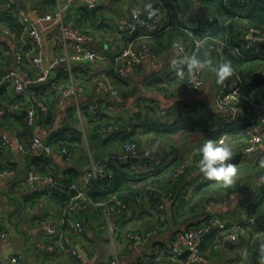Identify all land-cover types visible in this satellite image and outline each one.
<instances>
[{
  "label": "built area",
  "instance_id": "obj_1",
  "mask_svg": "<svg viewBox=\"0 0 264 264\" xmlns=\"http://www.w3.org/2000/svg\"><path fill=\"white\" fill-rule=\"evenodd\" d=\"M77 9L80 13L81 8L86 6H96L102 0H75ZM171 0H156L155 5L158 11L152 15L147 16L143 14L135 6L129 8L127 18L116 33H132L140 27H146L151 30L163 28V16L167 7V3ZM230 1V0H227ZM239 4H244V0H233ZM57 9L53 11L42 12L39 7H34L31 16L30 11L26 9L19 0H0V9L8 10L14 13L20 24L23 27L19 34L12 27L7 24H0V38L8 37L15 41L20 52L17 54L16 66L17 69H9L0 72V88L8 87L20 96V100H9L0 104V120H5L18 114H25L29 126L35 129V134L32 136L31 148L39 151L43 156H51L55 151L54 144L48 139L49 134L54 130V126L45 125L37 122L38 113L48 114L51 110L49 98L54 96L55 106L53 113L55 116V124H57L60 117L61 107L64 105L66 98L74 97L75 107L77 112L82 116L84 108L93 114L97 115L99 111L105 110L112 116H117L123 109L124 103L121 101V91L113 83L110 77L103 76L99 78L91 87L96 93H105L114 98L104 108L99 103H92L89 106L82 103L80 100L87 92V87L82 84H77L73 80L58 81L53 79V72L58 64L70 63L71 61H90L94 62L103 58L105 55L98 50L88 46L87 39L89 36L80 28L74 25L66 18V11L69 9L71 0H57ZM202 0H194L195 5L202 9ZM238 15V14H237ZM199 15H184L185 31L193 35L192 31L198 27ZM59 26L61 32L64 52L54 58H45L42 52L43 43L46 34L54 27ZM168 28V27H167ZM165 30V29H164ZM150 35H142L132 40L123 50L114 56V60L118 64L117 72L121 77L127 78L129 76L128 67H134L143 64L147 59L157 60L159 53H157L151 45ZM237 37L241 45H231L227 40H217L218 51L216 53V62L226 60L225 48L231 46L237 50L244 58H250L258 55L264 58V27L251 23L248 19L241 17L240 24L237 29ZM194 38L188 43L177 42L178 57L177 60L185 56L195 54L204 57L202 48L205 46L207 39ZM214 39V38H213ZM0 49L5 57L11 54V50L0 45ZM28 62L37 70L35 76L23 70V65ZM2 63V62H0ZM188 75V82L178 86L179 92L187 94L201 89L205 84L204 72L205 70L190 69L187 64H183ZM252 75L257 78H264V66L254 69ZM155 113L158 118L164 122H172L177 117L179 109L168 107L160 102L154 105ZM215 107L216 113L208 117L212 125L219 124H233L236 123L240 128L235 131H228L219 136L216 140L227 143V138L234 133H238L244 140L242 152L249 157H241L240 169L252 170L255 167L264 166V148L258 150V146L264 143V105L255 98L246 97L242 93V76L235 70L233 76L229 77L223 84H220L215 92ZM113 125L104 127V131H111ZM19 148H25L21 142L20 137L16 134L13 138L3 135L1 138V146L3 148L12 149L15 145ZM199 145L191 148L185 157L181 160L179 165L173 172V178L179 180L183 174L194 164L198 154ZM63 154L67 158L75 157L73 151L67 146L62 147ZM140 145L128 140L124 142L120 148L107 153L103 157V161H95L85 172L83 182L73 181L66 187L59 178L50 175H41L36 170V165L29 171L28 178L32 181L42 183L47 188V195H51L52 189H60L70 192L75 191L72 201L68 206L63 208V211L58 215V218L46 217L44 219V226L46 235L52 238L48 243V251L51 254H65L76 258L80 264H88V248L82 241L85 232V223L78 215L80 210H85L92 202L86 190V186L93 178L112 177L113 172L107 168L106 164L111 161L127 162L129 156H138L141 152ZM131 152V154L129 153ZM200 156V155H199ZM239 162V161H238ZM164 163L163 156H155L151 158L141 159L135 164V168L139 171H146L148 168L160 166ZM236 164V165H237ZM11 169H0V185L3 178L12 174ZM264 176L261 173L252 178L251 184L255 186L260 177ZM209 178L205 177L203 173H199L197 182H195L188 190L187 196L192 195L194 186L198 183L204 182ZM254 180V181H253ZM263 189L260 194L255 197L252 202L260 201L264 203V184L258 183ZM156 187H148L154 190ZM160 191L155 210L158 212V221L165 222L167 218L166 206L170 198L171 191L169 187L167 191L156 188ZM236 193L222 192L216 196L208 198L202 208L204 218L199 223L190 225L188 227H179L174 232L168 242V252L170 259L175 262L179 261V257L186 254L187 257L184 264H208L210 253L218 251L227 241H233L236 246L232 251L230 264H244L248 259L251 248L256 244L255 236L242 239V235H246L245 224H255L256 218L252 215L250 208H246L238 219H225L219 214L213 212L214 209L222 207L229 200L234 198ZM145 208H150V197H145ZM105 214V227L109 234L114 238L120 226L117 221L111 218L122 209H127L126 204L119 197L117 193H113L108 198L94 203ZM2 212L0 211V219ZM130 225L124 230L129 248L141 244L149 235L159 232L158 227L150 230H145L136 223L133 216H130ZM135 221V223H133ZM66 225L72 230L73 234L77 236L76 239L70 237L66 231ZM222 231L221 237L214 242L209 251L202 249L204 236L213 230ZM9 233L5 230L0 232V240L8 237ZM259 235V233H257ZM158 249L154 250L149 257L156 254ZM147 256V255H146ZM160 256H158L159 258ZM19 256H13L11 262H17ZM44 264H55L45 262ZM59 264V263H57ZM161 264H168L162 262ZM264 264V257H263Z\"/></svg>",
  "mask_w": 264,
  "mask_h": 264
},
{
  "label": "crops",
  "instance_id": "obj_2",
  "mask_svg": "<svg viewBox=\"0 0 264 264\" xmlns=\"http://www.w3.org/2000/svg\"><path fill=\"white\" fill-rule=\"evenodd\" d=\"M56 1L53 10L57 9L58 5ZM19 2L30 11L31 16H34V14L31 13L32 9L34 7L40 8L41 6L34 0H19ZM145 3H147V0H102L96 6H86L89 12L80 16L76 1L71 0L69 9L66 11V18L89 36L87 39L88 46L98 50L105 56L94 62L71 61L70 63H60L53 72V79L55 80H73L75 83L82 84L88 88L86 94L80 100L82 103L88 106L92 103H99L103 108L108 103L112 102L114 98L105 93H96L91 87L99 78L105 75L110 77L113 83L120 89L121 101L124 103L123 109L117 115L124 122L118 123L116 129H122L127 125V130L131 131L132 125L127 122L134 121L137 115L141 113L146 117H143V119H136V124L141 125V127L136 128L135 134L143 138H145L147 134L143 125H145L148 115L152 116L156 114L153 106L156 102H160L171 108L179 109L177 117L184 118V120L189 115L187 113V110H189L188 105L196 104V106L199 107L208 106V109H211L209 111H207L208 109L205 110L206 115L210 117L209 114L214 115L216 113L215 92L220 85L216 83L214 73L205 71V84L201 89L187 94L179 92V83L184 79L183 77L186 72L183 64L174 67L171 63L173 58L177 59L178 57L177 42H181V39L183 40L179 33L174 37L171 44L170 39H166L165 43H161V46H157L156 43H154V39L151 40L153 47L157 48L159 53V58L157 60L147 59L141 65L128 67L129 76L127 78L122 77L116 79L113 76V73L117 71L118 67V64L114 60V56L134 40L133 33L135 32L122 33L119 35L116 33V30L124 24L131 6H135L137 9H140L143 14L149 16L147 11L143 10V5ZM170 4L175 7L177 6L179 9L181 7L190 15L200 14V18L202 17L203 8H198L194 0H171ZM171 5L169 9L173 8ZM153 6L156 7L155 4ZM48 9L50 10L51 7H48ZM0 11H2V9H0ZM140 29H145L147 31L149 28H138L136 32ZM164 32L161 33L163 34ZM2 44L11 50V54L0 63V72L9 69H17L16 58L17 54L20 52L18 46L14 40L8 37L0 38V45ZM202 51L204 57L210 56L213 62L216 63V52L214 51L213 44L207 43V45L202 48ZM42 52L45 58H54L64 52L59 26L54 27L46 34ZM9 57L12 58L8 59ZM23 70L32 76L37 74V70L32 64H28L26 68L24 65ZM156 81L159 82L156 83ZM50 101H52V99H49V102ZM75 101L76 99L74 97L70 96L66 98L64 105L61 107L59 117V120H64V122L61 124L57 122V124H55V116L53 122L54 130L64 124L68 125V127H74L78 132H81L83 144L81 148L72 150L75 157L67 158L66 155L63 154L61 150L62 145L60 143L63 141V138L60 139L58 144L55 143V139H53L55 151L51 156H43L39 151L32 149L31 144L29 145L31 135L28 137L26 133L29 130H26L24 127L16 128L14 124L3 122L5 120H0V146L3 135L13 138L16 134H21L24 140L28 142L27 145H29L25 146L24 149L17 147L16 144H14L15 147L13 150L3 148L4 151L12 154L10 158L12 162L16 163V166H12L11 170L13 173L3 178L0 185V211L2 212L0 232L1 230H5L9 233L6 239L0 240V252L5 256L0 260V264H44L45 262L55 264H80V262L71 255L61 253L51 254L48 251V243L54 241L46 235L44 219L46 217H51L53 219L58 218L63 208L57 205L51 195H47L46 192H43L46 187L42 183L32 181L28 178L29 171L34 165H36V167L44 166L42 161L43 156L45 158L52 157L55 164L60 167L61 176L65 175L68 169L73 168L74 171H77V174L79 173L77 175V181L83 182L84 174L93 162L99 160L103 161V157L107 153L121 147V145H118L119 140L114 135H110L112 138L107 137L110 131L106 133L108 135L105 136L107 137L105 140L91 139L90 141L91 125L86 121L84 113L80 116V114L76 112ZM70 110L76 112V114L78 113L77 115H79L80 118L78 117L77 120H67ZM180 113L181 115H179ZM47 115L48 114H43L41 112L38 113L37 122L45 124ZM32 130L30 134H35V129L32 128ZM66 134H71V131H67ZM142 142L141 154L137 156L138 161L155 156L164 157V155L171 153V148L159 143L157 144L156 142H151L149 138L146 140L142 139ZM227 143L234 146L233 153H241L244 146V140L240 136H229L227 138ZM101 146L105 148L104 152L101 151L103 149L99 150L102 154L101 152L98 153L99 151L97 152L98 147ZM194 146L195 142L193 144L188 143L185 152H189ZM263 148L264 143L258 146V150ZM86 152L88 153V158L85 157ZM247 156L249 157L250 155H245V153L242 152L241 157L244 158ZM81 157L82 160L80 161ZM199 159L200 156L196 158L194 164L183 174L184 178L181 182V186L183 187L182 194H180L178 198H169L166 206V213L168 209L170 210V207L178 205L179 203L183 209L192 210L188 209L192 205V201L191 203L184 202L182 196L187 188L189 190L191 186L197 182L200 173L197 163ZM81 162L83 163L82 165L80 164ZM238 163H240V160ZM6 164L7 163L3 162V165ZM132 167L135 172H143L135 168V164ZM248 172L249 170L246 168L237 171L233 178V183L227 185L231 186L232 189L234 188L233 191L236 193V196L222 207L214 209L213 212L230 220L238 219L246 208H250L253 203L252 200L260 194L263 187L256 182L255 186H253L251 184L252 178H245ZM218 182L224 185L221 181ZM219 193L220 192L216 191L210 192L209 194L216 196ZM205 195L200 197L199 201L201 203L205 199ZM156 196L157 194H155L153 198L150 197L151 209L149 207L144 208L153 212L155 219L158 221V212L155 210L158 201ZM154 198H156L155 201ZM145 205L146 204H144V206ZM94 207L96 210L94 209L95 211H92V216L89 220L86 217L82 218L80 213L78 214L85 223V232L82 241L88 248V264H156V259L164 258L165 260H171L167 248L168 242L177 228L188 227L186 225H189L186 221L181 225H172L168 228L155 226L159 229L158 233L147 236L141 244L129 248L124 230L130 225V216L134 217L138 225L145 230L147 229L145 226H147L146 222H148V218L142 217L143 214L141 215L143 206L140 205L136 208L130 207L122 209L111 218L113 221H117L120 226L114 238H112L104 225V212L100 211V208L95 205ZM199 213L204 218V213H201L200 210ZM200 215L197 219L202 218ZM187 216L190 215L182 216L179 219H185ZM135 221L133 223H135ZM194 221V224L199 223L197 220ZM65 231L73 239L77 238L69 227L67 229L65 228ZM235 246L236 244L233 241H227L224 247L210 253L208 264H230V258ZM156 249H158L157 251L159 252L149 257ZM13 256H19L20 258L17 262L13 263L11 262ZM158 256L160 257L158 258ZM159 264L161 263L159 262ZM244 264H250L249 260L247 259Z\"/></svg>",
  "mask_w": 264,
  "mask_h": 264
},
{
  "label": "trees",
  "instance_id": "obj_3",
  "mask_svg": "<svg viewBox=\"0 0 264 264\" xmlns=\"http://www.w3.org/2000/svg\"><path fill=\"white\" fill-rule=\"evenodd\" d=\"M38 4H40V10L42 12L53 10V7L56 5V0H34ZM171 1L167 3V9L164 12L163 16V28L158 29H140L133 33V38H137L142 35H150L149 39L150 42L154 39V43L157 46H161V43H165L166 39H170V44L173 41L174 37L181 35L183 40L181 42L190 44V40L194 38H204L210 37L207 39V43L213 44L214 51L217 53L218 51V43L217 40H227L231 45H241L239 39L237 37V29L240 24V18H246L251 23L264 27V0H244V4H239L233 0L227 2L226 0H202L201 6L203 8L202 17L198 21V27L192 31V36L185 31V20L184 15L187 14L185 10L181 7L180 9L176 6H172L170 4ZM173 7L172 9L169 7ZM48 7H51L49 10ZM177 8V9H176ZM179 9V10H178ZM86 12H89V9L86 7L81 8L80 16H83ZM183 13V15H182ZM238 14V15H237ZM7 24L12 27L15 31L19 34L22 32L23 27L19 22L18 17L8 11L2 10L0 11V24ZM81 27V24H80ZM168 27V28H167ZM146 28V27H140ZM165 29V30H164ZM166 31V32H164ZM161 32H164L163 34ZM164 36V37H163ZM132 38V37H131ZM132 38V39H133ZM214 38V39H213ZM152 45V43H151ZM152 48L158 53L157 48ZM216 49V50H215ZM226 53V60H230L234 69L237 70L242 76V93L246 97L255 98L260 101L264 105V78H257L251 74L254 69L261 68L264 66V58L258 55H254L250 58H244L237 50L232 48L231 46H227L225 48ZM9 57L8 59H11ZM6 57L4 56L3 52L0 50V62L5 60ZM28 62H26L25 68L28 66ZM23 65V66H24ZM184 67V66H183ZM185 70V67H184ZM186 72V71H185ZM113 76L116 79L122 78L119 73L116 71L113 73ZM184 79L179 83V85L186 84L188 82V75L187 72L183 77ZM159 81H156V83ZM169 83V82H167ZM49 99L51 110L46 117V125L53 126L54 122V114L53 108L55 103L54 96H51ZM15 101L20 100V96L15 94L12 89L4 86L0 88V104L4 103L5 101ZM189 110L187 113L189 114L185 120L184 118L175 117L172 122H164L160 118L157 117L156 114L148 115L145 121V125H143L147 134L145 138L136 136V128L141 127V125L136 124V119H143V114H138L134 121H128L127 123H131L132 129L131 131L127 130V125L122 129H116L118 123H123L121 118L118 116H112L105 110H100L97 115H93L87 107L84 108V115L88 124L91 125L92 130L90 137L91 139L95 140H105L107 137L112 138L110 135H114L118 140V145H122L124 142L128 140H133L140 145L142 149L143 142L142 139H150L151 142H156L157 144H161L171 148V153L168 155H164V163L160 166H156L153 168H148V170L143 172H135L133 170V165L138 162V157L135 155L129 156L127 162H119V161H111L106 164L107 168H109L113 172L112 177L106 178H93L89 181L86 186V190L91 198V203L86 207L85 210H80L79 213L81 217L87 218L88 220L92 216V211L95 209L94 203L104 200L111 196L113 193H117L119 197L123 200L126 204L127 208L133 207L136 208L137 206L142 205V217H147L148 222H146L145 226L147 229L150 230L155 228V226L160 227H171L172 225H181L186 221L189 223L186 226H190L194 224V220L197 222L201 221L203 218L199 210L204 204V202L212 197L210 192H231L233 189L231 186H225L219 183L217 180L208 179L204 182L198 183L194 186L192 190V195L187 196L188 188L185 190V193L182 196V200L184 202L192 201V205L186 210L181 207V204L173 205L168 209L167 218L165 222H159L155 219V215L153 212L146 210L144 207L145 204V197H152L157 194L156 198L160 195V191L156 188L162 189L164 192L167 191L168 187L169 190L172 192L170 198L180 197L179 195L182 194L183 187L181 186V182L184 178V175L179 180L173 178V172L176 167L179 165L181 160L187 154L185 152L186 146L188 143H194L196 145H200L204 142L207 138L217 139L223 133L228 132L230 130L235 131L240 127L236 124H219V125H212L208 120V115H206V110L209 107H199L194 105H188ZM211 109V108H210ZM208 109L207 111H209ZM214 110V109H212ZM77 112V111H76ZM70 110L68 112L67 120L74 119L77 120L79 115ZM155 112V109H154ZM181 115V113L179 114ZM211 115V114H209ZM120 116V115H119ZM80 118V117H79ZM41 119V117H40ZM10 124H14L16 128L24 127L27 131L28 137L32 140L33 134L31 126L28 125L27 119L25 114H18L5 119V121ZM64 122V120L62 121ZM4 124V123H3ZM113 125V129L109 132V136L105 137L108 131H104L103 128L109 125ZM115 128V130H114ZM67 131H71V134H66ZM29 132V133H28ZM20 137L21 142L25 146H29L31 144V140L28 142L24 140L21 134H18ZM65 136V137H64ZM231 136H239L238 133H234ZM63 138V141L60 142V139ZM142 138V139H141ZM48 139L53 143V139H55V143H61V148L66 145L70 150H75L76 148H81L83 144V138L81 136V132H78L74 127H68V125L62 124V126L53 130L50 134ZM26 141V142H25ZM54 144V143H53ZM187 144V145H186ZM105 151L104 147H98L97 152ZM99 151L98 153H100ZM141 152V151H140ZM94 153V152H93ZM102 154V152H101ZM141 154V153H140ZM200 154H198L199 156ZM242 156L241 153H233V162L235 164L238 163L239 158ZM12 154L3 150V147L0 146V167L2 169H11L12 166H16V163L11 161ZM41 157V156H40ZM83 157V156H82ZM82 157L80 161L82 160ZM85 157H89L88 153H85ZM42 161L44 163L43 167H36V170L41 175H50L55 178H59L60 181L68 187V185L73 182L77 181V171L72 169H68V172L61 176L60 167L55 164L54 160L51 158H45L42 156ZM3 162L7 163L3 165ZM83 164L82 162L80 163ZM0 168V169H1ZM74 172V173H73ZM264 173V166L263 167H255L254 169L250 170L245 178H254L255 176ZM218 182V183H217ZM148 187H156L154 190H149ZM47 192V188L43 191ZM219 193V194H220ZM75 194L74 190L70 192L63 191L60 189H52L51 196L53 200L57 203V205L61 208H64L69 205L72 201V198ZM206 194V195H205ZM205 195V199L202 203L199 201L200 197ZM154 198V201L156 200ZM199 198V199H198ZM194 202V203H193ZM96 210V209H95ZM94 210V211H95ZM100 210V209H99ZM101 211V210H100ZM250 211L252 215L256 218V223L253 225L245 224L244 227L246 229V235H242V239H245V236L253 237L255 236L256 244L253 248H251L248 260L250 264H263V257H264V203L260 201H255L254 204L250 206ZM96 213V212H93ZM202 213V212H201ZM187 216L185 219H179L182 216ZM199 215L202 217L199 218ZM192 221V222H191ZM68 226L66 225V229ZM162 228V229H163ZM2 229V228H1ZM2 231V230H1ZM222 231L220 230H213L212 232L206 234L204 236L202 249L205 251H209L210 247L221 237ZM259 233V235H257ZM187 255L183 254L179 257V261L175 262L174 260H165L156 259L155 263L159 264L162 262H167L168 264H184ZM77 260V259H76ZM78 261V260H77ZM79 262V261H78ZM70 264V263H67Z\"/></svg>",
  "mask_w": 264,
  "mask_h": 264
},
{
  "label": "clouds",
  "instance_id": "obj_4",
  "mask_svg": "<svg viewBox=\"0 0 264 264\" xmlns=\"http://www.w3.org/2000/svg\"><path fill=\"white\" fill-rule=\"evenodd\" d=\"M156 0H147L143 10L149 16L154 15L158 8L154 7ZM140 9H138L139 11ZM171 63L174 67L187 64L190 69H200L215 74L216 83L223 84L229 77L233 76L235 69L230 60L213 62L210 56L200 57L195 54L185 56L180 60L173 58ZM233 145L213 138H207L197 148L200 153L198 160V171L209 179L221 181L225 186L233 183L237 173L236 164L233 162ZM258 183L264 184V176L260 177Z\"/></svg>",
  "mask_w": 264,
  "mask_h": 264
},
{
  "label": "rangeland",
  "instance_id": "obj_5",
  "mask_svg": "<svg viewBox=\"0 0 264 264\" xmlns=\"http://www.w3.org/2000/svg\"><path fill=\"white\" fill-rule=\"evenodd\" d=\"M61 123H62V121L59 120V121H58V124H61ZM87 135H88V134H87ZM87 137H88V136H87ZM236 167H237V171H240V164H237Z\"/></svg>",
  "mask_w": 264,
  "mask_h": 264
},
{
  "label": "water",
  "instance_id": "obj_6",
  "mask_svg": "<svg viewBox=\"0 0 264 264\" xmlns=\"http://www.w3.org/2000/svg\"><path fill=\"white\" fill-rule=\"evenodd\" d=\"M131 154V152H129ZM5 256L0 252V260H2Z\"/></svg>",
  "mask_w": 264,
  "mask_h": 264
}]
</instances>
